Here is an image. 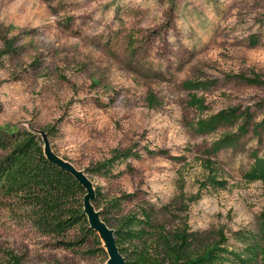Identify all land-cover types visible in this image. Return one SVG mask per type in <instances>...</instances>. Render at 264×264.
Wrapping results in <instances>:
<instances>
[{"label": "rangeland", "instance_id": "1", "mask_svg": "<svg viewBox=\"0 0 264 264\" xmlns=\"http://www.w3.org/2000/svg\"><path fill=\"white\" fill-rule=\"evenodd\" d=\"M4 39L13 51L2 55ZM238 75L264 81V0H0V126L40 133L44 150L86 171L104 202L120 199L113 217L147 209L168 228L186 221L212 236L223 229L231 246L254 240L264 182L245 174L251 153L264 152V129L210 155L211 143L238 124L211 134L192 127L228 108L264 118V83ZM189 79L214 81L198 90L203 113L188 105ZM126 149L141 156L117 162L111 173L90 171ZM207 158L223 170L226 188L200 191ZM180 194L197 196L185 211ZM12 202L0 197V262L9 253L23 264L108 260L80 227L43 232Z\"/></svg>", "mask_w": 264, "mask_h": 264}, {"label": "trees", "instance_id": "2", "mask_svg": "<svg viewBox=\"0 0 264 264\" xmlns=\"http://www.w3.org/2000/svg\"><path fill=\"white\" fill-rule=\"evenodd\" d=\"M12 51L13 41L4 39L1 54ZM238 76L253 84L264 83L260 76ZM213 84L214 81L200 79L184 81L183 86L189 92L188 105L199 112H205L208 106L198 90H207ZM150 100L156 101L152 95ZM228 124H238L236 131L225 132L216 138L207 149L208 154H216L223 149L234 147L240 136L248 133L251 128L256 136H261L264 118L257 121L250 108H228L199 118L192 127L197 133L211 134L220 126ZM51 131L52 127L48 128L46 133ZM149 152L164 153L162 150ZM251 155L253 162L245 178L248 182H264V152L255 150ZM131 156L140 157L141 154L132 149L114 150L111 158L97 163L90 171L111 173L117 162L127 160ZM204 163L208 173L199 184L200 191L208 185L226 188L228 180L220 177L223 170L216 160L207 158ZM85 194L86 188L72 173L47 158L40 133L33 128L0 126V197L14 201L12 208L18 206L25 210L37 229L63 235L74 227H80L85 237L93 235L96 238L100 251L108 253L100 235L90 227L88 217L84 213ZM182 196L184 194H180L184 205L181 211H185L188 202L197 196L187 199ZM92 202L100 210L102 220L114 229L116 243L126 264H264V213L254 240L236 247L229 244L223 229L212 236L205 231L191 230L186 221H182V224L175 228H168L164 223L154 220L152 213L147 209H143L142 215L118 212L119 215L113 217L111 213L114 210H121L120 199L104 202L101 188L98 186H95ZM63 243L73 245L71 242ZM8 255V259L0 264H23L20 257L12 253Z\"/></svg>", "mask_w": 264, "mask_h": 264}, {"label": "water", "instance_id": "3", "mask_svg": "<svg viewBox=\"0 0 264 264\" xmlns=\"http://www.w3.org/2000/svg\"><path fill=\"white\" fill-rule=\"evenodd\" d=\"M47 158L66 171L72 173L86 188V194L84 195L83 204H84V213L87 215L90 227L98 232L100 235L103 246L107 250L109 258L105 264H126L124 256L121 254L118 245L116 243V238L114 235V229L109 227L101 218L100 210L95 207L92 200L95 197V187L85 173V171H78L72 166L66 164L61 159L57 158L46 152L44 150Z\"/></svg>", "mask_w": 264, "mask_h": 264}]
</instances>
